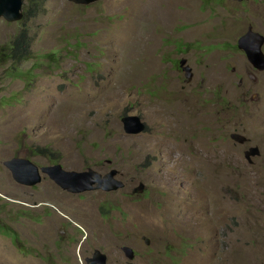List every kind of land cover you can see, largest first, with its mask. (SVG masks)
Instances as JSON below:
<instances>
[{"label": "rangeland", "instance_id": "374dc122", "mask_svg": "<svg viewBox=\"0 0 264 264\" xmlns=\"http://www.w3.org/2000/svg\"><path fill=\"white\" fill-rule=\"evenodd\" d=\"M23 10L22 22L0 19V54L22 31L31 52L0 62V220L22 240L0 228V264H85L99 247L108 264H264V71L236 47L249 26L264 37V0H23ZM125 116L144 131L125 134ZM251 147L259 155L248 161ZM14 156L67 171L116 167L127 182L108 195L50 181L32 189L5 167ZM140 182L147 192L122 198L127 224L112 229L151 239V260L139 239L130 263L96 208ZM48 202L56 209L41 224L31 220L42 208L20 218Z\"/></svg>", "mask_w": 264, "mask_h": 264}, {"label": "water", "instance_id": "95a60500", "mask_svg": "<svg viewBox=\"0 0 264 264\" xmlns=\"http://www.w3.org/2000/svg\"><path fill=\"white\" fill-rule=\"evenodd\" d=\"M101 0H69L78 5H90ZM242 2L246 0H231ZM24 16L23 0H0V19L8 23H15L21 21ZM264 44V37L253 32L251 26L248 27L247 32L242 35L236 43L237 49L243 52L248 63L256 71H264V54L262 46ZM179 68L184 73L185 81H190L192 77L191 68L186 65V60L179 61ZM123 132L127 135H138L144 131L145 125L137 116H125L121 118ZM230 138L238 143H244L245 137L239 134H231ZM259 155L257 147H251L244 152V157L250 161L251 156ZM5 167L11 172L13 179L25 186H34L41 182L42 174L48 175L59 187L71 193H82L94 190L101 191H117L122 188L121 180L113 179L115 170L112 169L107 175L102 177L99 173L92 169L86 171H67L61 164L52 167H44L39 169L38 166L29 160H10L4 163ZM27 177L31 180L27 181ZM143 190V184L130 191V194L140 193ZM99 254L97 264H105V256L99 251H96L94 256Z\"/></svg>", "mask_w": 264, "mask_h": 264}, {"label": "flooded vegetation", "instance_id": "af4514ba", "mask_svg": "<svg viewBox=\"0 0 264 264\" xmlns=\"http://www.w3.org/2000/svg\"><path fill=\"white\" fill-rule=\"evenodd\" d=\"M235 2H237V1H235ZM244 2H246V1L238 2V3H241L242 4ZM178 70L181 71V69L179 68V64H178ZM191 72H192V69H191ZM192 77H193V73H192ZM221 107L222 108H229L227 104L226 105H223L222 104ZM19 159L29 160L33 164H35L36 166H38L39 169H42L44 167H52L54 165L59 164L57 162L54 163V161H51L47 165H39V164H36L34 161H32L30 159L23 158V157H17V156H14L11 160H19ZM106 164L108 165V167L111 166V160L110 159H107L106 160ZM112 169L115 170V174H114L113 179H115L117 181L118 180H121L122 183H123V186H124L125 182H127V181H126L123 173L120 172L116 167H110L109 171L108 172H105V173L97 172V171L96 172L99 173L102 177H104L110 171H112ZM80 172H82V171H80ZM30 180L31 179L29 177H27V181H30ZM45 181H50L59 191H63L65 193H68L69 194L68 191H65L61 187H59L46 174H42V180H41V182L39 184L34 185V186H31L30 188L35 189V187L39 186L40 184H42ZM16 184L17 185H21V186H25V185L19 184L17 182H16ZM140 184H143V188L144 189H143L142 192L143 193L147 192V189H145V185L142 182H140L138 184V186H136V187H139ZM136 187H133L132 189H134ZM121 189H119V190H121ZM94 191H100V193H103V194H106V195L113 194L115 192V191L105 192V191H101V190H94ZM136 194H139V193L130 194V192H129V194H127V192H126V195L120 196L119 198H116V200H114V201L109 200V199L102 200V201L98 202V206L96 208L97 209L96 211L98 213V216L100 218L101 223H104L105 222V226L110 229V232H111L110 233L111 234V236H110L111 243H113V241H117V248L116 249L118 250V252H120L122 254L123 258L125 260H127L128 262H130V263L134 262L136 260V258L139 257L138 251L135 248V246L139 244L138 243L139 239H142L143 242H144V244H145L146 250H145L144 255L146 257H148L149 260H151V255L153 253V248L151 246V244H152L151 239L150 238H147L145 236H139V234L137 232L138 230L136 228L130 234L126 235L125 237H123L120 233L117 234V233H115V232L112 231L113 228H116V225H118L119 227H123L124 225L127 224L126 223V218L128 217V213L126 212V210H124L122 208V206L120 205V201L122 200L123 197H127L128 196V197H131V202H136V201H138V199H135V195ZM78 197H79L80 200H82V195H78ZM7 201L9 203H14V201L12 199H7ZM25 206H27V208H24L23 207L22 216H20V218H27L26 216H29L28 211H30L32 209H35V210L36 209H39V208H42L43 209V214L41 215L40 218H38L37 220H31V222L32 223H35V224H39V223L41 224L42 223L41 222V219H43L45 217L44 214L46 213L47 210L53 211V209H56L55 206L53 204L49 203V202L48 203H40V204L38 203V204H35V205H25ZM61 216L65 219V222H63V225H65V224L66 225H69L70 221H69L68 217L65 214H63V213L61 214ZM131 226L133 227V224H131ZM68 227L69 226H62V228H61V230L59 232L64 233ZM0 228H3L4 230L5 229H8V228L11 229V231H13L17 235L18 240L20 242L22 241V240H20L19 235L13 230V227L11 225L7 224L4 220H0ZM80 233H81L80 231H78L77 229H75V234H80ZM125 238H126V242L123 241V240H125ZM84 239H86V236L84 238H82V240H84ZM105 241H107V236L105 238ZM96 251H99L102 255L105 256V264H108V262L110 261L111 254L108 253V252H104L102 250V248H100V247L99 248H93L92 250H90L88 252V255H85L83 257L84 263L85 264H97V260H98L99 254L97 256H94V254H95ZM78 256H80V257L82 256L80 254V251L78 253Z\"/></svg>", "mask_w": 264, "mask_h": 264}, {"label": "trees", "instance_id": "16d2710c", "mask_svg": "<svg viewBox=\"0 0 264 264\" xmlns=\"http://www.w3.org/2000/svg\"><path fill=\"white\" fill-rule=\"evenodd\" d=\"M28 15L24 12L23 19L27 18ZM31 52L29 48L28 36L25 31H22L18 34L11 44L5 47L2 50V54H0V62H4L6 64H14L15 66L19 65L21 62L26 61L30 58ZM47 57H51L48 55ZM16 74V68L13 69V74ZM42 154V153H40Z\"/></svg>", "mask_w": 264, "mask_h": 264}, {"label": "bare ground", "instance_id": "6f19581e", "mask_svg": "<svg viewBox=\"0 0 264 264\" xmlns=\"http://www.w3.org/2000/svg\"><path fill=\"white\" fill-rule=\"evenodd\" d=\"M141 9V8H140ZM141 11V10H140ZM143 11V10H142ZM143 14V13H142ZM141 15V14H140ZM134 28V23L132 25V29ZM138 29V28H137ZM135 30V29H134ZM134 37V36H133ZM129 42V41H128ZM136 43V42H135Z\"/></svg>", "mask_w": 264, "mask_h": 264}]
</instances>
